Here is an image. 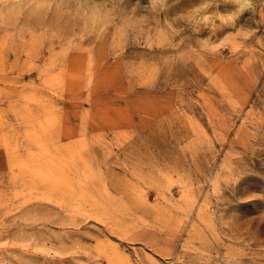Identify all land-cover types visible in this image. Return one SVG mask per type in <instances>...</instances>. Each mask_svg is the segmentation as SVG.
I'll list each match as a JSON object with an SVG mask.
<instances>
[{
	"label": "rangeland",
	"instance_id": "374dc122",
	"mask_svg": "<svg viewBox=\"0 0 264 264\" xmlns=\"http://www.w3.org/2000/svg\"><path fill=\"white\" fill-rule=\"evenodd\" d=\"M248 2L0 0V264H264Z\"/></svg>",
	"mask_w": 264,
	"mask_h": 264
},
{
	"label": "clouds",
	"instance_id": "9594fccd",
	"mask_svg": "<svg viewBox=\"0 0 264 264\" xmlns=\"http://www.w3.org/2000/svg\"><path fill=\"white\" fill-rule=\"evenodd\" d=\"M248 7H249V8L252 7L251 0H249V2H248Z\"/></svg>",
	"mask_w": 264,
	"mask_h": 264
},
{
	"label": "bare ground",
	"instance_id": "6f19581e",
	"mask_svg": "<svg viewBox=\"0 0 264 264\" xmlns=\"http://www.w3.org/2000/svg\"><path fill=\"white\" fill-rule=\"evenodd\" d=\"M188 206V205H187ZM115 246V245H114ZM114 249V248H113Z\"/></svg>",
	"mask_w": 264,
	"mask_h": 264
}]
</instances>
